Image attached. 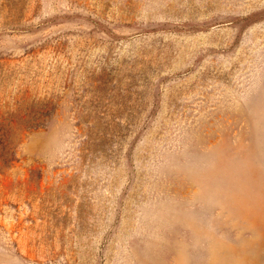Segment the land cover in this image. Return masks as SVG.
<instances>
[{
    "label": "rangeland",
    "instance_id": "374dc122",
    "mask_svg": "<svg viewBox=\"0 0 264 264\" xmlns=\"http://www.w3.org/2000/svg\"><path fill=\"white\" fill-rule=\"evenodd\" d=\"M0 264H264V0H0Z\"/></svg>",
    "mask_w": 264,
    "mask_h": 264
},
{
    "label": "trees",
    "instance_id": "16d2710c",
    "mask_svg": "<svg viewBox=\"0 0 264 264\" xmlns=\"http://www.w3.org/2000/svg\"><path fill=\"white\" fill-rule=\"evenodd\" d=\"M26 124H27V126H37V125H40L39 123L40 122H35V120H33V119H31V120H27L26 122H25ZM13 135H15V134H13ZM15 137V136H14Z\"/></svg>",
    "mask_w": 264,
    "mask_h": 264
}]
</instances>
